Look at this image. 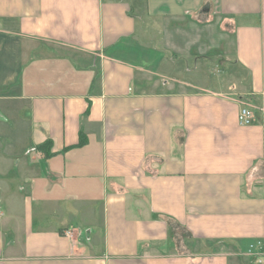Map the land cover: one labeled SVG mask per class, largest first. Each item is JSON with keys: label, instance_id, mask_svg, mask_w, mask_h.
Here are the masks:
<instances>
[{"label": "crops", "instance_id": "crops-1", "mask_svg": "<svg viewBox=\"0 0 264 264\" xmlns=\"http://www.w3.org/2000/svg\"><path fill=\"white\" fill-rule=\"evenodd\" d=\"M258 243L264 0H0V264H264Z\"/></svg>", "mask_w": 264, "mask_h": 264}, {"label": "built area", "instance_id": "built-area-1", "mask_svg": "<svg viewBox=\"0 0 264 264\" xmlns=\"http://www.w3.org/2000/svg\"><path fill=\"white\" fill-rule=\"evenodd\" d=\"M252 119L253 110L251 109V107L248 105L242 106L238 116L239 124L242 126L249 125L252 122ZM68 234H70V232H68ZM250 247V251L254 252L255 248L257 247L260 250L259 254H264V246L262 245V243H258L257 246L250 245Z\"/></svg>", "mask_w": 264, "mask_h": 264}, {"label": "trees", "instance_id": "trees-1", "mask_svg": "<svg viewBox=\"0 0 264 264\" xmlns=\"http://www.w3.org/2000/svg\"><path fill=\"white\" fill-rule=\"evenodd\" d=\"M84 140H85V138L83 136H81L79 144H83ZM51 145H52V141L49 140V141H46L44 143L38 144L36 148L38 150H41V151L43 150L46 155H50L51 154V149H50Z\"/></svg>", "mask_w": 264, "mask_h": 264}]
</instances>
